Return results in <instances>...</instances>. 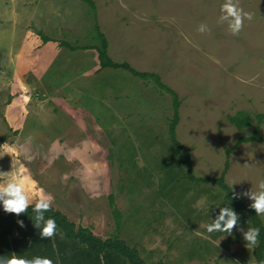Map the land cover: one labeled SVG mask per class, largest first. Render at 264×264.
Returning <instances> with one entry per match:
<instances>
[{"label": "rangeland", "instance_id": "rangeland-1", "mask_svg": "<svg viewBox=\"0 0 264 264\" xmlns=\"http://www.w3.org/2000/svg\"><path fill=\"white\" fill-rule=\"evenodd\" d=\"M93 1L96 10L83 0H0L1 180L23 168L50 205L104 236L117 228L113 197L120 237L151 248L163 264H257V243L243 240L253 227L245 213L237 212L230 235L207 232L222 207H234L217 184L186 178L169 140L172 97L124 69H100L96 50L71 51L62 42L93 44L98 22L115 61L160 74L182 100L178 137L191 149L195 174L219 177L226 150L235 148L226 180L252 204L250 194L264 191V141L235 145L264 112V0H234L252 14L235 35L220 19L224 0ZM9 78L11 86L1 84ZM23 83L25 116L42 112L34 115L42 120L25 125L39 128L31 138L16 140ZM240 111L253 126L230 122Z\"/></svg>", "mask_w": 264, "mask_h": 264}, {"label": "trees", "instance_id": "trees-1", "mask_svg": "<svg viewBox=\"0 0 264 264\" xmlns=\"http://www.w3.org/2000/svg\"><path fill=\"white\" fill-rule=\"evenodd\" d=\"M83 1L91 5L92 10H96L93 0ZM94 27L93 44L76 46L70 42H62V46L69 48L71 51L96 50L100 69H124L140 79L153 81L159 93H168L172 97L173 116L168 120L169 140L179 151L180 162L186 170V178L194 183L217 184L223 191L225 199L233 205L234 210L245 213L251 220L253 228L258 227L260 229L257 244L253 248V255L257 264H264V221L261 216L256 215L254 209L250 208L251 204L243 201L226 180V175L230 169V155L235 148L226 150L227 160L219 177H198L194 171L191 149L184 145L178 137L177 129L181 121L180 111L182 105L179 94L163 81L160 74L139 71L128 62L115 61L109 53V40L101 31L98 22ZM45 40H48V38L46 37ZM255 119L256 124L253 134L241 136L235 147L245 142L264 141L260 134L264 112L257 114ZM229 120L240 130L254 125L253 117L244 111L229 116ZM234 195L235 198H233ZM110 206L113 207L117 228L114 233L106 238L95 234L94 225L78 224L62 210L52 205L44 212L45 219L52 217L57 225L56 234L50 239L41 238L39 229L34 226L36 213L33 211V204L29 205L27 211L20 215L3 213L0 210V258L17 256L31 259L40 256L50 258L53 264H163V262H148L142 257L137 247L130 246L125 239L120 237L122 229L121 213L115 206L113 197L110 198ZM18 221H23V227ZM214 264L221 263L217 261Z\"/></svg>", "mask_w": 264, "mask_h": 264}, {"label": "clouds", "instance_id": "clouds-1", "mask_svg": "<svg viewBox=\"0 0 264 264\" xmlns=\"http://www.w3.org/2000/svg\"><path fill=\"white\" fill-rule=\"evenodd\" d=\"M222 16L220 19L228 21V27L232 34H238L243 26L245 19L251 20L252 14L244 12L234 0H224L221 5ZM207 30V25L201 24L198 31L201 33ZM24 169H17L11 176V180L3 185H0V202H2L3 210L7 213L20 215L25 213L31 202L32 197H39L34 205L33 211L34 226L39 229L41 238H52L56 234V221L52 217L45 219L44 212L50 208L52 198L44 195L41 190L37 189L35 184L24 175ZM234 183L230 185L232 188ZM260 188H264V180L259 182ZM253 198V203L250 208L255 210L257 216H264V191L250 194ZM235 198V195L233 196ZM238 213L232 207H222L219 216L210 224L207 225V232H221L230 235L234 225L238 222ZM23 227V221H18ZM260 234L258 227H250L243 233V240L247 244L255 245ZM0 264H53V261L48 257L36 256L31 259L24 257L11 256L0 258Z\"/></svg>", "mask_w": 264, "mask_h": 264}, {"label": "crops", "instance_id": "crops-1", "mask_svg": "<svg viewBox=\"0 0 264 264\" xmlns=\"http://www.w3.org/2000/svg\"><path fill=\"white\" fill-rule=\"evenodd\" d=\"M19 37H21V36H19ZM22 38V37H21ZM77 51H79V50H77ZM39 76H40V74H39ZM44 76V75H43ZM43 76H41L40 78L42 79V82H41V85L43 86L44 85V82L46 81L45 80V77H43ZM8 77V76H7ZM40 79V80H41ZM9 82V83H8ZM47 82V81H46ZM1 84L2 85H5V84H7V85H10V84H12V81H10V78L8 79V80H1ZM11 86V85H10ZM27 88H28V86H27V84L26 83H23L22 84V86H21V93H22V95H21V98H20V100H18L19 101V103L17 104V105H15V107H14V110H13V115L15 116V118H14V120L12 121V123L13 124H21V126H22V128L20 129V131L19 130H15L14 132H16V131H18L19 133H18V135H12V137H14L16 140L17 139H19V138H21V139H26V138H31V135H32V132L33 133H37L38 132V130H39V128L38 129H36V128H32L31 130H29V128H25V125H27L28 123H29V121H32L33 119H35V118H40L39 120H42V116H37V117H35L34 115L35 114H42V112H37V111H35V112H33L32 114H33V117L32 118H30L29 119V115H27V116H25L26 114H27V112H28V110H30L29 109V107H27V103H25L24 101H27L28 99H26V95H25V93H26V90H27ZM42 88V87H41ZM44 89V88H43ZM24 92V93H23ZM23 99H24V101H23ZM25 103V104H24ZM20 104V105H19ZM22 105V106H21ZM28 117V118H27ZM35 117V118H34ZM39 125L41 124L40 122L38 123ZM20 126V127H21ZM41 130H42V132H44V127H43V129L41 128ZM32 131V132H31ZM34 137V136H33ZM35 138V137H34ZM0 179H1V177H0ZM3 184H5V182H4V180H0V185H3ZM53 206V205H52ZM58 209V208H57ZM0 210L3 212V213H7V212H5L4 210H3V205H2V202H0ZM64 212V211H63ZM65 213V212H64ZM91 224H92V222H91ZM94 226H95V229H94V232H95V234H97V235H99V236H101V237H104V238H106V237H108L107 235L106 236H104V235H101L100 233H99V231H98V229L96 228V224H93ZM127 238V237H126ZM126 238H124L127 242H128V244L130 245V246H135V247H137L138 248V250L140 251V254L142 255V257L144 258V259H146L148 262H150V263H157V262H163V261H156V259H154V256H153V254L155 253L154 251H150L151 250V248H149V250L146 252V246L145 245H143V244H138V243H136V242H134V241H132V240H127ZM153 256V257H152ZM167 263V262H166ZM172 263V262H171ZM165 264V263H164ZM173 264V263H172ZM177 264H179V263H177ZM180 264H183V263H180Z\"/></svg>", "mask_w": 264, "mask_h": 264}]
</instances>
